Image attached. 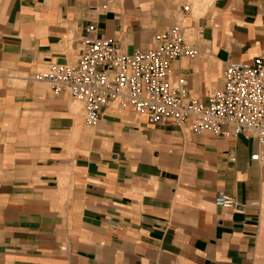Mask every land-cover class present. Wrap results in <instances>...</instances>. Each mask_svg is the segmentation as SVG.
<instances>
[{
    "label": "crops",
    "instance_id": "obj_1",
    "mask_svg": "<svg viewBox=\"0 0 264 264\" xmlns=\"http://www.w3.org/2000/svg\"><path fill=\"white\" fill-rule=\"evenodd\" d=\"M179 14L198 53L168 80L189 98L206 102L228 60L264 55V0H0V264H264V144L115 104L87 126L35 79L75 63L91 23L130 54Z\"/></svg>",
    "mask_w": 264,
    "mask_h": 264
},
{
    "label": "built area",
    "instance_id": "obj_2",
    "mask_svg": "<svg viewBox=\"0 0 264 264\" xmlns=\"http://www.w3.org/2000/svg\"><path fill=\"white\" fill-rule=\"evenodd\" d=\"M96 32L93 23L85 28L75 63L52 64L35 76L48 82L54 93L66 91L80 103L85 125L94 126L101 110L115 104L144 115L150 123L189 121L195 134L227 137L247 132L264 144V55L250 63L228 60L222 84L201 102L168 80L174 61L198 53L199 37L191 26L174 24L155 33L150 46L130 54L122 52L116 40L97 37ZM228 158L234 160L232 154ZM250 159L261 161L262 155L255 153ZM213 203L228 209L237 206L223 190L215 193ZM247 205L258 207L259 201Z\"/></svg>",
    "mask_w": 264,
    "mask_h": 264
},
{
    "label": "rangeland",
    "instance_id": "obj_3",
    "mask_svg": "<svg viewBox=\"0 0 264 264\" xmlns=\"http://www.w3.org/2000/svg\"><path fill=\"white\" fill-rule=\"evenodd\" d=\"M189 1L192 2L193 5H196V3H197V0H189ZM180 19H181V15L179 14V15L177 16V23L180 22ZM75 104H76L77 107H81V104H80V103H75Z\"/></svg>",
    "mask_w": 264,
    "mask_h": 264
}]
</instances>
